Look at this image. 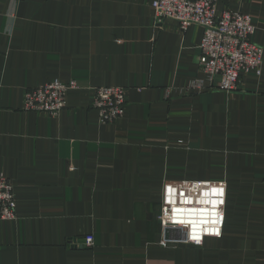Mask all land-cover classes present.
<instances>
[{
	"label": "crops",
	"instance_id": "1",
	"mask_svg": "<svg viewBox=\"0 0 264 264\" xmlns=\"http://www.w3.org/2000/svg\"><path fill=\"white\" fill-rule=\"evenodd\" d=\"M153 1L0 0V173L17 197L0 264H264V56L233 93H186L203 28L158 24ZM216 2L250 13L264 49V0ZM53 80L78 84L60 114L24 111ZM112 85L125 115L105 124L94 90ZM183 179L226 181L223 230L163 245L164 185Z\"/></svg>",
	"mask_w": 264,
	"mask_h": 264
},
{
	"label": "built area",
	"instance_id": "2",
	"mask_svg": "<svg viewBox=\"0 0 264 264\" xmlns=\"http://www.w3.org/2000/svg\"><path fill=\"white\" fill-rule=\"evenodd\" d=\"M152 3L158 24L173 19L178 21L183 31L197 24L203 28L199 62L203 75L183 87L184 92L198 94L219 89L233 93L240 89L244 74L250 71L262 73L264 49L252 39L255 24L250 13L225 9L218 14L216 0H154ZM77 86L75 81L44 83L25 92L22 108L57 116L67 105L68 91ZM94 91L93 107L98 110L103 123L112 124L125 115L127 91L124 87L98 86ZM221 188L222 194L212 191ZM226 202V181L168 180L164 185L158 220L165 231H177L180 235L178 240L198 244L205 236L222 233ZM16 209L14 183L0 173V220L15 219ZM194 235L200 239H193ZM169 240H163L162 244ZM81 245L92 247L94 236L87 235Z\"/></svg>",
	"mask_w": 264,
	"mask_h": 264
},
{
	"label": "water",
	"instance_id": "3",
	"mask_svg": "<svg viewBox=\"0 0 264 264\" xmlns=\"http://www.w3.org/2000/svg\"><path fill=\"white\" fill-rule=\"evenodd\" d=\"M166 234H167V238H180V235L179 234H176V233H173L171 229H168L166 231Z\"/></svg>",
	"mask_w": 264,
	"mask_h": 264
},
{
	"label": "snow or ice",
	"instance_id": "4",
	"mask_svg": "<svg viewBox=\"0 0 264 264\" xmlns=\"http://www.w3.org/2000/svg\"><path fill=\"white\" fill-rule=\"evenodd\" d=\"M212 191L215 193V192H220L221 194H222V192H223V189L221 188V189H212ZM217 234H219L218 232H217ZM193 239H195V240H199L200 239V237L199 236H196V235H194L193 236Z\"/></svg>",
	"mask_w": 264,
	"mask_h": 264
}]
</instances>
